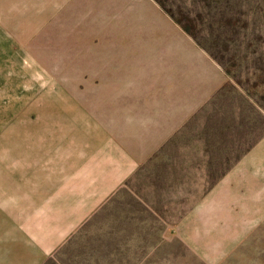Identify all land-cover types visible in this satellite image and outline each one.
Listing matches in <instances>:
<instances>
[{"label": "rangeland", "instance_id": "1", "mask_svg": "<svg viewBox=\"0 0 264 264\" xmlns=\"http://www.w3.org/2000/svg\"><path fill=\"white\" fill-rule=\"evenodd\" d=\"M0 43V119L152 143L47 264H264V0H0Z\"/></svg>", "mask_w": 264, "mask_h": 264}, {"label": "crops", "instance_id": "2", "mask_svg": "<svg viewBox=\"0 0 264 264\" xmlns=\"http://www.w3.org/2000/svg\"><path fill=\"white\" fill-rule=\"evenodd\" d=\"M6 59L0 43V70ZM43 115L0 119V264H43L153 152L147 140L128 157L88 149L70 117Z\"/></svg>", "mask_w": 264, "mask_h": 264}, {"label": "trees", "instance_id": "3", "mask_svg": "<svg viewBox=\"0 0 264 264\" xmlns=\"http://www.w3.org/2000/svg\"><path fill=\"white\" fill-rule=\"evenodd\" d=\"M48 258H49V257H48ZM48 258H47V260H45V262H44L43 264H47V261L49 260Z\"/></svg>", "mask_w": 264, "mask_h": 264}]
</instances>
